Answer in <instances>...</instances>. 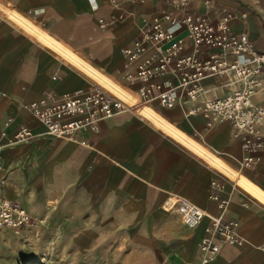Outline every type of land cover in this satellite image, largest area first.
<instances>
[{
    "label": "crops",
    "instance_id": "crops-1",
    "mask_svg": "<svg viewBox=\"0 0 264 264\" xmlns=\"http://www.w3.org/2000/svg\"><path fill=\"white\" fill-rule=\"evenodd\" d=\"M162 9L178 19L230 12L233 29L248 31L264 52V0H190L183 11L168 0H98L96 7L93 0H0V128L12 119L0 140V193L38 221L20 232L0 229V238L14 237L21 252L47 247L53 257H97L106 243L124 252L125 264H264V149L244 166L247 152L231 124L209 128L203 116L153 100L100 117L97 131L78 133L89 143L83 145L48 133L29 108L95 84L117 97L136 96L140 83L124 76L122 51L156 15L164 18ZM188 33L182 25L176 38L191 50ZM22 125L33 136L11 141ZM171 194L204 211L198 226L164 210ZM220 197L229 200L224 211ZM216 216L240 221L242 240L201 262L198 243Z\"/></svg>",
    "mask_w": 264,
    "mask_h": 264
},
{
    "label": "built area",
    "instance_id": "built-area-1",
    "mask_svg": "<svg viewBox=\"0 0 264 264\" xmlns=\"http://www.w3.org/2000/svg\"><path fill=\"white\" fill-rule=\"evenodd\" d=\"M93 1L96 7L98 0ZM109 1L117 4V0ZM189 1L168 0L180 11L188 6ZM161 13L164 18L156 15L148 29L124 47V76L140 83L135 94L143 103L155 100L166 108L180 105L186 116H203L209 128L220 123L231 124L237 131L236 138L247 152L242 164L251 167L258 159L257 154L264 149V52L257 49L256 41L248 31L233 29L235 16L230 12L216 20L200 12H185L180 19L173 11L162 9ZM239 18L246 23L247 11ZM164 21L169 24L165 25ZM100 22L106 27L103 19ZM182 25L189 30L191 50H188L185 38H176V31ZM165 41L169 44L162 47ZM150 50L153 53L148 55ZM207 79L216 82V86L208 88ZM29 108L48 133L89 145L86 140H79L80 131H97L100 117H112L135 107L95 84L57 99L45 97L30 103ZM11 123L12 119H9L0 128V140L9 134L7 129ZM32 136V130L22 125L10 140ZM3 164L0 154V173ZM218 200L219 208L224 211L229 200L222 197ZM163 208L177 213L189 228L198 226L205 216L197 204L178 194L169 195ZM37 224V219L19 201L0 193V229L20 232ZM239 227L238 220L212 217L208 227L210 234L198 243L201 262L213 259L224 244L241 242Z\"/></svg>",
    "mask_w": 264,
    "mask_h": 264
},
{
    "label": "rangeland",
    "instance_id": "rangeland-1",
    "mask_svg": "<svg viewBox=\"0 0 264 264\" xmlns=\"http://www.w3.org/2000/svg\"><path fill=\"white\" fill-rule=\"evenodd\" d=\"M132 96L136 100L135 106L141 103L137 96L134 94ZM133 111L136 112V109L134 108ZM16 242L17 240L12 236L0 238V264H125L124 261H129L124 252L115 247L110 250L106 243L100 244L97 257L60 258L51 256L47 247H40L34 253L26 250L21 252L18 248L19 243ZM135 260L130 258L131 264H135Z\"/></svg>",
    "mask_w": 264,
    "mask_h": 264
},
{
    "label": "bare ground",
    "instance_id": "bare-ground-1",
    "mask_svg": "<svg viewBox=\"0 0 264 264\" xmlns=\"http://www.w3.org/2000/svg\"><path fill=\"white\" fill-rule=\"evenodd\" d=\"M109 92V91H108ZM109 93H111V92H109ZM112 94V93H111ZM114 95V94H113ZM114 96H116V95H114ZM117 97V96H116ZM133 96H132V94H130L127 98H123V97H119L120 99H123L124 101H127L129 104H131L132 106H134V107H138V106H140V105H142V104H144L143 102H139L138 103V105L136 104V106H135V98H132Z\"/></svg>",
    "mask_w": 264,
    "mask_h": 264
}]
</instances>
